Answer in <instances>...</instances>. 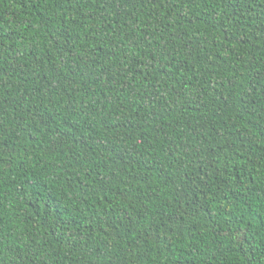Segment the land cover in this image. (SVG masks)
<instances>
[{
    "label": "trees",
    "instance_id": "1",
    "mask_svg": "<svg viewBox=\"0 0 264 264\" xmlns=\"http://www.w3.org/2000/svg\"><path fill=\"white\" fill-rule=\"evenodd\" d=\"M0 264H264V0H0Z\"/></svg>",
    "mask_w": 264,
    "mask_h": 264
}]
</instances>
